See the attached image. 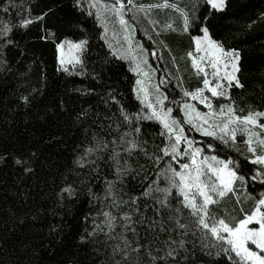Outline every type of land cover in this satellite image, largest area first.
I'll return each instance as SVG.
<instances>
[{
	"label": "snow or ice",
	"instance_id": "6c2138e0",
	"mask_svg": "<svg viewBox=\"0 0 264 264\" xmlns=\"http://www.w3.org/2000/svg\"><path fill=\"white\" fill-rule=\"evenodd\" d=\"M86 3L87 15H94L100 25L97 39L107 48L106 56L99 61L101 70L93 67L89 72L92 34L86 27L87 20H79L73 9L67 12V35L58 39L47 30L42 37L55 43L57 70L68 75H91L103 84L105 67L111 72L117 68L115 61H128V70L137 77L131 91L141 107L131 111L116 89L108 86L104 103L115 111L104 117L107 124L101 120L100 131L93 129L88 142L74 155L73 165L81 170L77 175L85 177L82 185L99 180L102 165L113 175V179L104 176L102 196L87 188L101 209L95 216L89 213L84 217L85 221L92 219V226L80 240L103 236L115 264H189L190 260L201 264H264V191L248 194L250 210L244 208L237 192L238 184L247 191L249 181L259 182L264 189V110L249 105L246 111L237 106L231 91L244 87L239 79L240 51L227 48L210 30L213 16L227 10L228 0H195L190 7L173 0H75L74 8L83 13ZM161 10L173 13L163 23L155 18ZM24 11L27 15L19 20L20 28L47 15H33L30 5ZM138 30L151 42L150 48L135 41ZM12 31L10 24L0 27V55L14 43L9 38ZM177 31L187 34L194 45L181 59L190 60L202 80L200 86L190 88L184 86L182 76L177 77L180 95L170 97L162 86L171 73L165 69L167 76L157 75L159 70L149 58L163 60L167 50L179 71L177 58L165 39L166 34ZM120 34L122 39L114 43ZM0 64L6 65L7 60ZM93 90L84 91L90 94ZM20 99L29 103L26 95ZM220 99L229 102L219 103ZM88 115L81 112L77 119L86 120ZM146 122H155L159 132L146 134ZM190 132L198 133L199 138ZM31 162L30 157L15 158L25 174L33 172ZM150 165L153 171L149 173ZM130 175L140 180V192L132 187L124 191ZM234 194L239 211L220 212L219 205ZM77 195L78 189L71 183L59 191L61 202L65 196ZM39 211L46 216L48 210Z\"/></svg>",
	"mask_w": 264,
	"mask_h": 264
},
{
	"label": "trees",
	"instance_id": "16d2710c",
	"mask_svg": "<svg viewBox=\"0 0 264 264\" xmlns=\"http://www.w3.org/2000/svg\"><path fill=\"white\" fill-rule=\"evenodd\" d=\"M138 1L149 3L152 0ZM173 2L190 7L195 0ZM29 5L33 15H47L42 21L20 28L18 22L27 15L24 9ZM74 5L75 0H11L10 6V0H0V27L10 24L13 31L9 38L14 40L0 55V61L7 60L6 65L0 64V264H115L109 254L110 249L105 248L103 236L95 240H80V236L90 231L92 226V219L85 221L84 217L89 213L95 216L101 209V205L88 195L87 188L92 187L96 195L102 196L104 176L113 179L112 170L102 165L104 170L100 179L82 185L80 181L85 177L77 175L81 170L73 165V159L88 142L92 130L100 131L98 125L101 120L107 124L104 117L115 111H110L104 103L108 86L116 89L118 97L131 111L139 110L141 105L131 91L136 75L128 70V61H115L117 68L111 72L105 67L103 84L91 75H68L57 70L55 43L51 38L45 40L42 37L47 30L55 33L58 39L68 34L66 19L69 9L76 12L79 20H87L86 27L92 34L89 72L93 67L100 71L99 61L107 54L103 41L97 39L100 25L94 15H87V3L83 13ZM262 14L264 0H228L227 10L215 14L210 24L215 39L222 41L227 48L240 51L239 79L244 87H234L231 95L237 106L246 111L249 105L253 109L264 110ZM169 15L167 10H162L157 12L156 19L163 23ZM165 39L178 63L182 55L193 47L190 37L179 31L166 34ZM142 41L146 47H151L147 38L142 37ZM163 54L166 67L174 72L175 65L169 53L164 51ZM149 59L159 70L157 75H168L164 63L153 57ZM162 87L170 97L180 95L175 77L169 76ZM86 89L94 90L85 94ZM25 95L29 97L27 104L20 99ZM85 111L89 113L88 118L78 120V114ZM144 131L146 134L159 132V126L155 122H146ZM189 134L197 136L195 132ZM32 153L35 156H30ZM18 156L31 158V174H25L23 168L15 163ZM140 162L144 163L143 159ZM152 171L150 165L148 172ZM67 183L78 189V195L75 198L65 196L61 202L59 191ZM164 183L161 179V186ZM130 187L135 192L142 190L140 180H133L131 175L126 178L124 191ZM261 191L264 189L259 182L249 181L247 191L245 186L237 185L246 210L252 206V201L247 199L248 194L258 195ZM143 203L142 200L141 206ZM41 208L48 210L46 216L39 211ZM239 208L235 194L219 205L220 212L225 209L238 212ZM53 228L55 230H51ZM189 264L201 262L190 260Z\"/></svg>",
	"mask_w": 264,
	"mask_h": 264
},
{
	"label": "rangeland",
	"instance_id": "374dc122",
	"mask_svg": "<svg viewBox=\"0 0 264 264\" xmlns=\"http://www.w3.org/2000/svg\"><path fill=\"white\" fill-rule=\"evenodd\" d=\"M107 2H112V0H107ZM140 1H138V3H139ZM151 2H156V3H158V2H161V0H152ZM141 3V2H140ZM94 10V9H93ZM95 11V10H94ZM162 11V10H161ZM168 12H169V14L171 15V14H173V13H171V10H167ZM158 12H160V11H158ZM157 14V13H156ZM156 14H155V18H156ZM142 37H145V38H147L145 35H144V33H143V31H140V30H138L137 31V33H136V35H135V37H134V39H135V41L136 42H139V43H143V41H142ZM110 38H111V33H110ZM122 39V34H120V35H118L114 40H113V42L115 43V41L116 40H121ZM117 46L119 47L120 45L119 44H117ZM146 47V46H145ZM156 47L157 48H159L160 46H159V43H157V45H156ZM193 47H194V45H193ZM192 47V48H193ZM165 51H167V50H165ZM189 51V50H188ZM168 52V51H167ZM187 53V51L184 53V55H182V57H184L185 56V54ZM163 56H164V59L163 60H159V61H161L162 63H164V66H165V68L168 70V73H171V77H175V78H177V77H180V76H182L183 77V80H184V86L185 87H190V88H195V87H197V86H200V84H201V80H202V74H201V76H197L196 75V72H195V70L194 69H192V67H191V63H190V60H188L187 58H184V59H181V61H180V63H179V71H177V68H176V66L174 67V72H172L170 69H168L167 67H166V63H165V55L163 54ZM149 63H151V61H150V59H149ZM174 66V65H173ZM185 73V74H184ZM137 78V77H136ZM199 84V85H198ZM226 102H228V101H225V100H223V99H220L219 100V103H226ZM198 107H200L201 108V110H204L203 109V106H199L198 105ZM261 122H264V118H261ZM196 137H198L199 138V134L198 133H196Z\"/></svg>",
	"mask_w": 264,
	"mask_h": 264
}]
</instances>
